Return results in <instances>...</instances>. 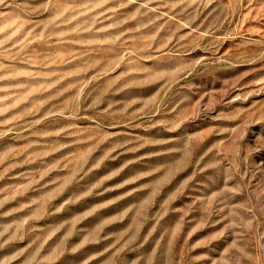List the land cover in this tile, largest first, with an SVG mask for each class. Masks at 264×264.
<instances>
[{"label": "rangeland", "instance_id": "rangeland-1", "mask_svg": "<svg viewBox=\"0 0 264 264\" xmlns=\"http://www.w3.org/2000/svg\"><path fill=\"white\" fill-rule=\"evenodd\" d=\"M0 264H264V0H0Z\"/></svg>", "mask_w": 264, "mask_h": 264}]
</instances>
